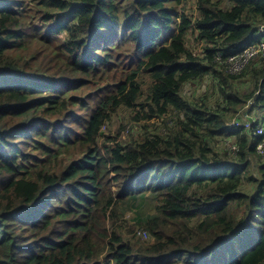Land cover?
I'll list each match as a JSON object with an SVG mask.
<instances>
[{
  "label": "trees",
  "instance_id": "1",
  "mask_svg": "<svg viewBox=\"0 0 264 264\" xmlns=\"http://www.w3.org/2000/svg\"><path fill=\"white\" fill-rule=\"evenodd\" d=\"M187 2L0 0V264H264V0Z\"/></svg>",
  "mask_w": 264,
  "mask_h": 264
},
{
  "label": "rangeland",
  "instance_id": "2",
  "mask_svg": "<svg viewBox=\"0 0 264 264\" xmlns=\"http://www.w3.org/2000/svg\"><path fill=\"white\" fill-rule=\"evenodd\" d=\"M195 2H196V0H188V2L185 5L180 4V6H178V9L185 10V12H187L192 18H196V17H198V10L196 8ZM187 45H188V48L191 49L195 54L203 55L202 52L204 49V43L198 41L195 38L193 33H190L188 35ZM210 84H211V81L209 79H206L200 85H198V82L197 83H190L184 87V92L189 94L188 96H191V97H205L206 101L209 104L216 105L217 97L214 93V89L209 88ZM130 115H131V113H130ZM130 115L128 113V110H126V109L125 110L121 109L117 112V114L114 116L112 122L109 124V126L112 127L114 133H116L121 128L122 124H129L131 127H133L132 126L133 124L129 123L128 116H130ZM105 130H108V127L105 128ZM124 218H125V220H130L127 223L133 224V222H134L133 213H130V215L125 214ZM144 231L145 230L140 228L137 233L139 235H141L142 237L146 238V236L143 234Z\"/></svg>",
  "mask_w": 264,
  "mask_h": 264
},
{
  "label": "built area",
  "instance_id": "3",
  "mask_svg": "<svg viewBox=\"0 0 264 264\" xmlns=\"http://www.w3.org/2000/svg\"><path fill=\"white\" fill-rule=\"evenodd\" d=\"M261 30L264 32V26L261 27ZM264 55V41L258 45L247 48L241 54L228 57L223 59L222 56L218 57V60L221 64H225L228 68V72L232 74H241L245 68L250 64V62L256 59L259 56ZM252 104V102H249ZM254 123L253 118L246 111H243L239 116L233 118L230 122V126H240L244 125L247 130L252 129L251 126ZM253 134L262 138L261 142L257 147L258 153L264 157V123L258 124L256 128L253 129ZM238 151L237 145H232L229 148V152L236 154ZM143 234L147 237V233L144 231Z\"/></svg>",
  "mask_w": 264,
  "mask_h": 264
},
{
  "label": "clouds",
  "instance_id": "4",
  "mask_svg": "<svg viewBox=\"0 0 264 264\" xmlns=\"http://www.w3.org/2000/svg\"><path fill=\"white\" fill-rule=\"evenodd\" d=\"M245 50H246V49H245ZM230 57H231V56H230ZM252 61H253V60H252ZM252 61H251V62H252ZM251 62H250V63H251ZM224 65H225V64H224ZM225 66H226V65H225ZM226 67H227V66H226ZM246 68H247V67H246ZM246 68H245V69H246ZM227 71H228V68H227ZM229 73H230V72H229ZM231 74H232V73H231ZM235 75H238V74H235ZM231 121H232V120H231ZM229 125H230V122H229ZM231 127H232V126H231Z\"/></svg>",
  "mask_w": 264,
  "mask_h": 264
}]
</instances>
